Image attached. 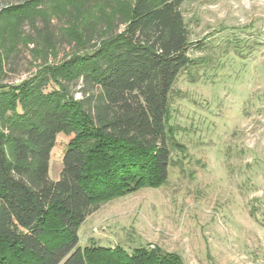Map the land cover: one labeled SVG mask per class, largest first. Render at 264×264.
I'll use <instances>...</instances> for the list:
<instances>
[{"label":"trees","instance_id":"1","mask_svg":"<svg viewBox=\"0 0 264 264\" xmlns=\"http://www.w3.org/2000/svg\"><path fill=\"white\" fill-rule=\"evenodd\" d=\"M187 1H56V18L67 20L61 38L48 28L43 0L3 10L12 17L0 19V78L21 45L46 55L20 85H0L1 264H185L158 248L133 256L80 248L78 230L101 205L169 178L170 99L191 66ZM25 25L34 32L25 35ZM60 41L77 51L49 65ZM80 80L77 100L69 85ZM61 134L71 139L55 182L50 162Z\"/></svg>","mask_w":264,"mask_h":264},{"label":"rangeland","instance_id":"2","mask_svg":"<svg viewBox=\"0 0 264 264\" xmlns=\"http://www.w3.org/2000/svg\"><path fill=\"white\" fill-rule=\"evenodd\" d=\"M25 1L0 0V19ZM56 1L64 0H43L42 8L61 38L67 20L56 18ZM181 12L191 66L170 99L169 178L101 205L80 226L79 247L121 248L130 256L158 248L185 264H264V0H189ZM56 46L49 65L77 51L68 42ZM35 48L21 45L10 55L1 86L37 72L46 54L37 56ZM82 88L81 80L69 85L77 100ZM70 139L57 138L52 181L60 178Z\"/></svg>","mask_w":264,"mask_h":264}]
</instances>
